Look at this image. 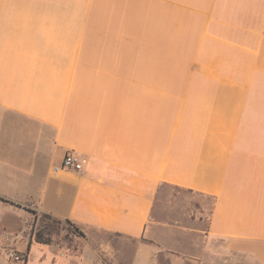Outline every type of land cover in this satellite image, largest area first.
Returning a JSON list of instances; mask_svg holds the SVG:
<instances>
[{
  "label": "crops",
  "instance_id": "0c3cea01",
  "mask_svg": "<svg viewBox=\"0 0 264 264\" xmlns=\"http://www.w3.org/2000/svg\"><path fill=\"white\" fill-rule=\"evenodd\" d=\"M69 152L83 171L55 173ZM42 214L85 237L39 249ZM6 249L264 264V0H0Z\"/></svg>",
  "mask_w": 264,
  "mask_h": 264
},
{
  "label": "trees",
  "instance_id": "16d2710c",
  "mask_svg": "<svg viewBox=\"0 0 264 264\" xmlns=\"http://www.w3.org/2000/svg\"><path fill=\"white\" fill-rule=\"evenodd\" d=\"M39 218L36 216V220ZM39 226L33 227L30 233V242L41 245H53L60 235L64 234L71 242L75 237L83 238L84 233L70 220H59L51 215H40Z\"/></svg>",
  "mask_w": 264,
  "mask_h": 264
},
{
  "label": "built area",
  "instance_id": "2783aa9c",
  "mask_svg": "<svg viewBox=\"0 0 264 264\" xmlns=\"http://www.w3.org/2000/svg\"><path fill=\"white\" fill-rule=\"evenodd\" d=\"M84 169V165L82 162V159L80 157L79 154L75 153V152H69L65 155L63 161L61 164L59 165H55L53 167V171L55 173L64 171V170H68V171H83ZM9 260H12L14 262L17 263H23L24 262V256L23 255H19L16 252H9L7 254Z\"/></svg>",
  "mask_w": 264,
  "mask_h": 264
},
{
  "label": "rangeland",
  "instance_id": "374dc122",
  "mask_svg": "<svg viewBox=\"0 0 264 264\" xmlns=\"http://www.w3.org/2000/svg\"><path fill=\"white\" fill-rule=\"evenodd\" d=\"M40 218V215L38 216ZM39 218H37L36 220V216H31V220L29 221V225H28V230H27V234L29 235V238H30V233L32 231V228L33 227H38L39 226ZM69 238H67L64 234L60 235V237L58 238L57 242H68ZM49 245H41V244H38L37 247L41 250H44V251H47L49 250ZM9 252H16L18 253L19 255H23L25 256V253H21V252H18V251H15L13 249H6V250H0V254H4V256H6V258L9 260L7 254ZM11 264H14V263H17V262H14L12 260H9ZM17 264H20V263H17ZM23 264V263H21Z\"/></svg>",
  "mask_w": 264,
  "mask_h": 264
}]
</instances>
